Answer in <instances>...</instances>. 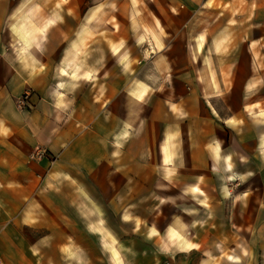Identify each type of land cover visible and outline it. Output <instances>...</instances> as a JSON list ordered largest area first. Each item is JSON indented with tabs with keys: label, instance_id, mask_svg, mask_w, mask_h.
Returning a JSON list of instances; mask_svg holds the SVG:
<instances>
[{
	"label": "crops",
	"instance_id": "1",
	"mask_svg": "<svg viewBox=\"0 0 264 264\" xmlns=\"http://www.w3.org/2000/svg\"><path fill=\"white\" fill-rule=\"evenodd\" d=\"M4 264H264V0H0Z\"/></svg>",
	"mask_w": 264,
	"mask_h": 264
},
{
	"label": "built area",
	"instance_id": "2",
	"mask_svg": "<svg viewBox=\"0 0 264 264\" xmlns=\"http://www.w3.org/2000/svg\"><path fill=\"white\" fill-rule=\"evenodd\" d=\"M0 264H4V261H3V259L1 258V256H0ZM162 264H168V262H163Z\"/></svg>",
	"mask_w": 264,
	"mask_h": 264
}]
</instances>
